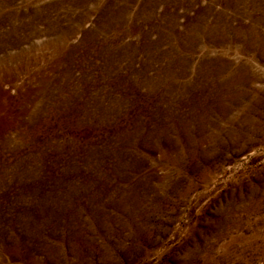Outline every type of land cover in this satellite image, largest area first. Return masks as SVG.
<instances>
[{
  "label": "rangeland",
  "instance_id": "rangeland-1",
  "mask_svg": "<svg viewBox=\"0 0 264 264\" xmlns=\"http://www.w3.org/2000/svg\"><path fill=\"white\" fill-rule=\"evenodd\" d=\"M0 264H264V0H0Z\"/></svg>",
  "mask_w": 264,
  "mask_h": 264
}]
</instances>
